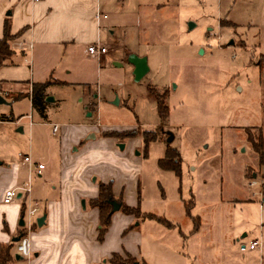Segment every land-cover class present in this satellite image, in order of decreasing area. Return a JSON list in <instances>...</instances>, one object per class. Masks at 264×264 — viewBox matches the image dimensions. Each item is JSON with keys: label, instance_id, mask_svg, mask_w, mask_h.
Listing matches in <instances>:
<instances>
[{"label": "rangeland", "instance_id": "1", "mask_svg": "<svg viewBox=\"0 0 264 264\" xmlns=\"http://www.w3.org/2000/svg\"><path fill=\"white\" fill-rule=\"evenodd\" d=\"M98 13L100 39L109 49L101 60L87 45L76 48L72 72L55 69L58 81L45 68L55 66V56L33 57L37 80L50 79L46 93L54 97L45 100L43 116L26 95L28 82L0 84L6 100L0 102V190L17 175L30 182L38 213L44 202L59 199L60 139L67 132L74 138L78 125L83 136L86 124L91 135L73 142L69 166L74 172L67 170L79 181L85 142L104 147L106 159L121 158L128 165L103 167L113 171L123 199L138 200L142 211L166 217L184 234L115 210L111 244L135 242L132 235L139 231L143 246L152 250L160 243L151 264H259L257 248L239 246L253 236L264 246V163L245 130L257 126L264 136V0H99ZM130 51L147 56L149 70L138 81L127 60ZM156 94L168 108L163 119ZM169 130L173 138L167 141ZM144 132L154 137L145 141ZM168 145L177 153L175 160L181 157L180 173L159 163ZM19 152L42 161L40 175L22 163ZM193 216L199 219L196 230ZM125 218L131 224L122 237ZM93 248L99 251L98 244ZM82 249L89 257L90 249ZM29 259L14 257L9 264Z\"/></svg>", "mask_w": 264, "mask_h": 264}, {"label": "crops", "instance_id": "2", "mask_svg": "<svg viewBox=\"0 0 264 264\" xmlns=\"http://www.w3.org/2000/svg\"><path fill=\"white\" fill-rule=\"evenodd\" d=\"M98 4L99 0H0V37L3 34L5 21L9 23L11 33H15L24 27L21 34L11 39L10 43L14 49L13 54L4 58L0 64V84L10 83V81H22L28 82L31 87L32 82L41 81L37 80L34 74L35 71L31 67L32 61L34 64L33 57L36 54L55 56L54 59H57L55 66L52 68L45 66V68L50 70V77L62 81L56 76L55 69L59 68L65 74H70L72 72L70 63L76 48L85 50L86 45L94 41H99L105 45L100 39L101 25ZM30 44L31 47L29 46ZM119 47L115 46V49ZM18 53L21 56L20 54L16 55ZM107 53L105 51L96 57L101 60ZM83 126H87L86 129H83V136H81V125H78L79 130L73 132L76 133L74 138L67 136L70 133L67 132L60 139L59 199L49 200L48 203L44 202L41 211L37 214L38 217L45 213V218L41 225L36 224L30 232L32 254L26 264H81L82 260H84L82 264H89V261H92V264H111L107 258L113 251L120 253L127 251L141 263L144 262L142 264H151L150 262L153 260H151L150 255L155 254L159 250L160 243H156L154 249L150 250L148 246L145 247L140 242L139 231L132 235L133 237L137 236L135 242L129 244L128 242L118 243L115 241L111 244L108 237L113 220L111 219L104 238L102 240L97 239L99 210L89 204L90 208L88 210H86V205L81 206L82 195H84V200L85 198L89 199L97 196L99 192L98 181L107 182L112 179L114 196L124 198L121 186L113 178V171L108 168L103 169V167L113 163L121 164L125 168H128V165L121 158L107 157L106 159L105 155L108 151H105L104 147L91 145L87 140L80 151L83 159H85V165L81 169V177L78 181V176L74 177L75 174L70 173L74 171L69 166L71 164L69 162L70 158H72L69 148H73L74 141L91 135V132L88 131L90 129L89 125L83 124ZM56 131L52 129V133ZM67 168L71 171H68ZM37 174L40 175V172H37ZM69 179L74 181H69ZM23 182V180L17 178V175L9 177L7 183L1 188L0 194L4 193L5 189L17 186ZM2 199L3 196L0 195V204L3 209L0 212V241L9 243L14 235L19 234L25 198L23 192H18L11 202L6 203ZM34 199L38 200L36 197ZM124 201L131 205L139 203L138 200H136V203ZM113 213L111 216H113ZM3 220H5L7 225L6 229L2 228ZM129 222L130 220L125 218L123 223L120 224V229H123L121 232L122 237L126 235L123 232L125 227L131 224ZM173 226L177 227L180 233L183 232L176 223ZM133 231L131 230L127 233ZM155 235L159 237L160 233H155ZM183 235L180 237L181 240ZM245 235L246 233L242 237ZM253 238L259 237L253 236ZM83 241L85 242L84 245L81 243ZM97 244L99 251L93 248L92 253L90 248L97 247ZM84 246L90 249L89 257H84L85 250H81V247ZM255 248L258 250L259 264H264V246L261 240L260 244ZM172 250L175 251L176 248L173 247ZM187 253L183 252V254ZM193 256L195 257V255ZM21 257L15 256V259ZM244 262L242 261L241 263L244 264ZM160 263L166 264L161 261Z\"/></svg>", "mask_w": 264, "mask_h": 264}, {"label": "trees", "instance_id": "3", "mask_svg": "<svg viewBox=\"0 0 264 264\" xmlns=\"http://www.w3.org/2000/svg\"><path fill=\"white\" fill-rule=\"evenodd\" d=\"M23 29L24 27L20 28L15 33H11L9 30V23L5 21L3 26V34L0 37V64L2 63L4 58L9 57L13 54L14 49L11 47V43H10L11 39L21 34ZM50 82H51L50 79H47L45 81L32 82L30 91L28 94H26L30 98L32 107L37 112H39L41 116L44 115L45 97L47 95L46 87ZM155 98L158 103L160 116L163 119L166 117L168 113V108H166V105L163 104L160 95L156 94ZM245 130H246L247 139L252 144V147L259 153L260 162L264 163V136L262 134L260 127L247 126L245 127ZM110 135H117V134L112 133ZM143 135L145 141L154 137L152 135H149L148 132H144ZM174 154L177 155L175 149L168 145L166 149V154L163 158L159 160V163L161 166L165 168H170L175 170L176 173H180L181 157L179 155V157L175 160L173 158ZM98 185H99L98 195L89 199V205L93 207L95 206L99 210L97 239L102 240L104 238L105 232L107 231L110 225L111 215L114 212L111 211V204L109 202V199L115 197L112 190V179H110L107 182L99 180ZM118 200L121 202V205L118 210L122 211L125 214H133L134 216L141 218H145V217L151 218L168 227L174 225V223L171 220L167 219L166 217H163L153 212L142 211L140 209L139 203L136 205H131L125 202L122 197H118ZM191 204L192 201L187 202L186 204L187 211ZM24 207H25V202L23 203V209ZM193 222H194L193 228L196 230L199 226V219L197 216H193ZM6 227L7 225L5 223V220H3L2 228L6 229ZM124 230H126V228ZM13 246L15 247V241H11L9 243L0 241V264H9V262L15 257L16 251H12ZM124 253H125V257L123 258L120 256L118 251H113L111 255L107 258V260L111 264L141 263L139 260H137V258L131 255L129 252L125 251Z\"/></svg>", "mask_w": 264, "mask_h": 264}, {"label": "built area", "instance_id": "4", "mask_svg": "<svg viewBox=\"0 0 264 264\" xmlns=\"http://www.w3.org/2000/svg\"><path fill=\"white\" fill-rule=\"evenodd\" d=\"M31 47V44L29 45ZM107 50V47L103 44H101L99 41L90 42L87 44V51L92 54L98 56L101 53H104ZM53 131H56L58 129V124L53 123L52 124ZM21 155V161L26 163L29 167V169L32 171L33 168L36 172H40L41 169L44 167V164L42 162H35L31 158L30 154L28 153H20ZM253 181H249V185H252ZM18 192L24 193L25 198V207L23 209V224L20 227V237L17 241H15V251L19 253L22 257L29 258L31 253V242H30V232L31 228L34 222H36L37 219V213L40 209V205L38 200L34 199L31 194V186L30 182H23L17 186L10 187L5 189L3 193V202H11L15 196L18 194ZM260 244L259 238H253L249 240V242L241 243L239 248L241 250H245L247 248H255Z\"/></svg>", "mask_w": 264, "mask_h": 264}, {"label": "water", "instance_id": "5", "mask_svg": "<svg viewBox=\"0 0 264 264\" xmlns=\"http://www.w3.org/2000/svg\"><path fill=\"white\" fill-rule=\"evenodd\" d=\"M229 43H232V39H230ZM127 60L133 64L132 72L134 74V80L136 81H138L149 70L146 55H138L135 52L130 51L127 53ZM53 99L54 97L51 95L46 96V100H53ZM115 101H117V99ZM0 102H6L2 94H0ZM167 134H168L167 141H170L173 138V134L170 130L167 131ZM120 147H123V143H120ZM253 176H255V173H253ZM81 202L82 205L84 206V199H82ZM109 202L111 204V211L118 210L121 205V202L115 198H110ZM44 218H45V213L39 215L36 219L37 224L41 225L44 221ZM20 223L23 224L22 218L20 219ZM19 237L20 234L14 235L12 237V241H17ZM15 256L19 257L21 255H19V253L16 252Z\"/></svg>", "mask_w": 264, "mask_h": 264}]
</instances>
